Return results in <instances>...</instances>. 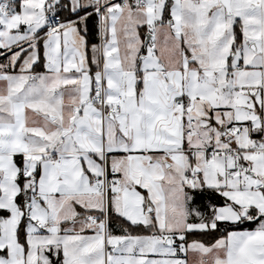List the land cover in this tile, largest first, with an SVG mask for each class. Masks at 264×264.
Wrapping results in <instances>:
<instances>
[{
    "label": "snow or ice",
    "instance_id": "obj_1",
    "mask_svg": "<svg viewBox=\"0 0 264 264\" xmlns=\"http://www.w3.org/2000/svg\"><path fill=\"white\" fill-rule=\"evenodd\" d=\"M0 57V264H264V0H0Z\"/></svg>",
    "mask_w": 264,
    "mask_h": 264
},
{
    "label": "trees",
    "instance_id": "obj_2",
    "mask_svg": "<svg viewBox=\"0 0 264 264\" xmlns=\"http://www.w3.org/2000/svg\"><path fill=\"white\" fill-rule=\"evenodd\" d=\"M97 36H98V31H97L96 26H94V24H92V23H89V37H88L89 45L98 44L99 43V39H98ZM113 227L115 229V232H120V225L118 223L115 224ZM193 238L194 239H202L206 243L214 242V238L211 237V236H204V237L194 236Z\"/></svg>",
    "mask_w": 264,
    "mask_h": 264
},
{
    "label": "crops",
    "instance_id": "obj_3",
    "mask_svg": "<svg viewBox=\"0 0 264 264\" xmlns=\"http://www.w3.org/2000/svg\"><path fill=\"white\" fill-rule=\"evenodd\" d=\"M89 23H92V24H94V26H96V21L94 20V19H92V20H90V22ZM97 28V27H96ZM98 37V39H99V36H97ZM143 38V37H142ZM99 42H100V39H99ZM90 46L91 45H89V55H90ZM0 58H2V57H0ZM92 67L93 68H95V66L94 65H92ZM42 69H38V71H41ZM86 234H91V233H86ZM115 234H120V232H115ZM192 260H195L196 258L195 257H192L191 258Z\"/></svg>",
    "mask_w": 264,
    "mask_h": 264
},
{
    "label": "rangeland",
    "instance_id": "obj_4",
    "mask_svg": "<svg viewBox=\"0 0 264 264\" xmlns=\"http://www.w3.org/2000/svg\"><path fill=\"white\" fill-rule=\"evenodd\" d=\"M0 62H3V58H0Z\"/></svg>",
    "mask_w": 264,
    "mask_h": 264
}]
</instances>
